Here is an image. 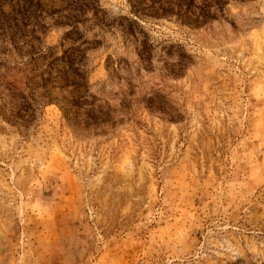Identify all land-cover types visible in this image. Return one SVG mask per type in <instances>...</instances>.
<instances>
[{
	"label": "rangeland",
	"instance_id": "obj_1",
	"mask_svg": "<svg viewBox=\"0 0 264 264\" xmlns=\"http://www.w3.org/2000/svg\"><path fill=\"white\" fill-rule=\"evenodd\" d=\"M97 1L33 51L0 31V264L264 262V0L200 28Z\"/></svg>",
	"mask_w": 264,
	"mask_h": 264
},
{
	"label": "trees",
	"instance_id": "obj_2",
	"mask_svg": "<svg viewBox=\"0 0 264 264\" xmlns=\"http://www.w3.org/2000/svg\"><path fill=\"white\" fill-rule=\"evenodd\" d=\"M6 1L9 3L16 1L17 7L13 8L10 13L0 11L1 36L4 41L12 43L18 53L23 47H28L30 51L35 50L32 42L39 41L40 35L46 34L47 17L56 26L67 25L70 28L67 31L69 33L78 28L80 21L90 19L87 17L88 12H92L95 17L96 12L100 10L96 5L97 0H87L84 3L83 0H71L68 8L66 5L64 8L54 10H48V4L40 0ZM245 1L249 0H128L130 11L137 18L173 19L191 28H200L216 20L225 19L229 3ZM55 14H59L57 18H54ZM70 19L75 20L67 22ZM225 264H243V262L237 259Z\"/></svg>",
	"mask_w": 264,
	"mask_h": 264
}]
</instances>
